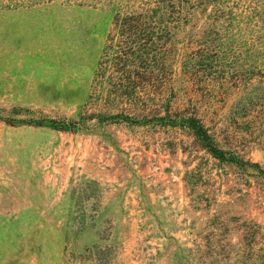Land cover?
Masks as SVG:
<instances>
[{
  "label": "rangeland",
  "instance_id": "obj_1",
  "mask_svg": "<svg viewBox=\"0 0 264 264\" xmlns=\"http://www.w3.org/2000/svg\"><path fill=\"white\" fill-rule=\"evenodd\" d=\"M138 2L0 0V21L12 31L18 11L33 13L28 38L0 39V264L264 260V105L251 107L254 86L214 79L188 87L220 144L257 166L221 163L178 127L80 118L105 109L102 86L89 98L98 61L116 12ZM233 13L224 24L246 25L239 7ZM240 41L226 78L264 70V49L248 46L246 57ZM171 88L173 105H183L181 86ZM164 95L158 88L147 102Z\"/></svg>",
  "mask_w": 264,
  "mask_h": 264
},
{
  "label": "trees",
  "instance_id": "obj_2",
  "mask_svg": "<svg viewBox=\"0 0 264 264\" xmlns=\"http://www.w3.org/2000/svg\"><path fill=\"white\" fill-rule=\"evenodd\" d=\"M210 3L212 8L207 12ZM234 7L240 8L243 15L240 19H246V25L234 28L222 21L231 22L236 17ZM200 13L207 20L201 24L190 23ZM241 29L248 32L242 34L245 31L240 32ZM239 37L243 46H247L246 57L248 46H255L252 51L264 49V0H139L129 10L117 11L89 96L90 100L98 98L97 89L102 86L106 91L105 109L83 112L80 118L178 127L221 163L257 166L235 148L220 144L216 132L200 112L195 92L188 87L214 79L219 80L218 86H254L251 107L263 106L264 70H235L232 79L225 76L227 63L234 62L236 55L232 44ZM171 86H181L183 105H173ZM155 88H161L162 95L165 94L158 105L147 102ZM19 121L64 130L78 125L73 119L23 118Z\"/></svg>",
  "mask_w": 264,
  "mask_h": 264
},
{
  "label": "crops",
  "instance_id": "obj_3",
  "mask_svg": "<svg viewBox=\"0 0 264 264\" xmlns=\"http://www.w3.org/2000/svg\"><path fill=\"white\" fill-rule=\"evenodd\" d=\"M19 13V19H20V22H18L19 24V27H16V32L10 28H7L5 27L4 25L7 24L8 22L6 21H0V39L2 38H5V37H8V38H15L16 37V40H18L21 36H24L25 38H28V36L30 35V27H29V21H30V18L32 16L33 13H31V10L28 9V10H21V11H18ZM16 13V14H18ZM19 19H16V20H19ZM14 22H17L15 20H13ZM12 21V22H13ZM16 35V36H15Z\"/></svg>",
  "mask_w": 264,
  "mask_h": 264
}]
</instances>
